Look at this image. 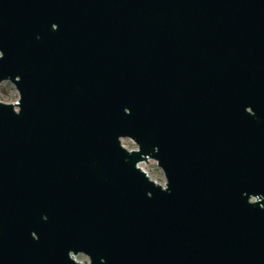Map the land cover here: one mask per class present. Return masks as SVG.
Instances as JSON below:
<instances>
[{
  "label": "water",
  "instance_id": "obj_1",
  "mask_svg": "<svg viewBox=\"0 0 264 264\" xmlns=\"http://www.w3.org/2000/svg\"><path fill=\"white\" fill-rule=\"evenodd\" d=\"M2 81L0 264H264V0H0Z\"/></svg>",
  "mask_w": 264,
  "mask_h": 264
},
{
  "label": "rangeland",
  "instance_id": "obj_2",
  "mask_svg": "<svg viewBox=\"0 0 264 264\" xmlns=\"http://www.w3.org/2000/svg\"><path fill=\"white\" fill-rule=\"evenodd\" d=\"M18 94L13 85L8 81H2L0 83V102L13 104L17 102ZM16 109V108H15ZM120 144L127 150L136 149L134 143L128 138L120 139ZM139 167L147 174L149 179L153 180L157 184L164 185V177L162 171L157 167L155 161L148 160L146 163H140ZM77 262L82 264H88V259L85 255L77 254L73 257Z\"/></svg>",
  "mask_w": 264,
  "mask_h": 264
}]
</instances>
